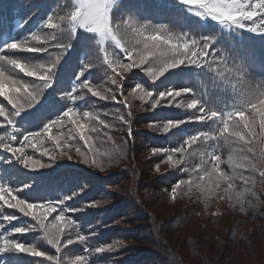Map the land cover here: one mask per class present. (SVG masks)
I'll list each match as a JSON object with an SVG mask.
<instances>
[{"label": "snow or ice", "instance_id": "snow-or-ice-1", "mask_svg": "<svg viewBox=\"0 0 264 264\" xmlns=\"http://www.w3.org/2000/svg\"><path fill=\"white\" fill-rule=\"evenodd\" d=\"M32 4L35 11L24 22L44 9L37 28L22 38L0 41V264H14L10 256L14 253L42 257L38 264H66L64 250L88 244L89 237L77 230L81 217L70 215L78 209L67 203L79 192L50 196L43 189L46 174L39 170L52 168L58 158L71 160L72 151L83 163L103 170L99 157L112 154L94 150L90 133L102 131L113 141L110 130L117 125L89 110V98L116 101V92L123 95L125 74L132 69H139L147 81L136 82L129 95L153 110L169 106L187 112L186 119H169L156 126L165 134L173 129L184 134L175 147L153 149L154 154L163 153L170 169L188 177L172 187L173 198L178 190L195 188L205 200L227 199L243 210L247 195L255 193L238 188L237 181L255 184L246 171H259L264 178V77L252 78L250 57L242 46L226 47L235 36L243 40L245 32L264 40V0H156L158 9L176 13L159 20L125 0H70L67 6L50 10L46 0H32ZM98 64L104 69L103 84L94 80ZM172 78L185 83L195 78L196 84L176 87ZM157 81L167 86L154 94L150 88H159ZM212 90L228 93L231 102L221 106L220 96L211 98ZM126 101L127 97L119 103ZM114 115L129 125L130 134V121L119 112ZM189 124H198L201 130L189 132ZM237 143L243 147L232 148L223 160L220 149ZM197 155L199 163L189 164ZM17 171L26 177L22 187L5 178ZM7 209L30 220L13 225L20 217ZM27 233H38L37 239L56 254L20 238ZM115 248L114 244L86 246L68 264H90L93 251Z\"/></svg>", "mask_w": 264, "mask_h": 264}, {"label": "trees", "instance_id": "trees-1", "mask_svg": "<svg viewBox=\"0 0 264 264\" xmlns=\"http://www.w3.org/2000/svg\"><path fill=\"white\" fill-rule=\"evenodd\" d=\"M69 3L70 0H46V7L50 10L58 5L65 7ZM30 4L32 0H0V41L22 38L37 28L45 10L41 9L25 23L24 21L32 13ZM244 34L246 38L242 41H247L251 34L246 32ZM234 38L230 43L236 45ZM83 47V44L78 47L72 63L76 62V56ZM250 49L252 51L248 50L251 61L249 70L252 78H262L264 77V41ZM93 71L97 73L94 80L103 84V67L98 64V68ZM145 81L147 78L139 69H132L125 74L124 93L121 95L116 92V101L89 98L91 105L89 110L100 112L102 119L117 125L110 130V134L114 137L113 141H108L102 131L99 134L90 133L93 136L94 150L99 148L101 152L112 154L111 158L99 157L104 161L103 170L83 163L82 158L75 151L69 153L72 156L71 160L58 158L52 168L40 170L46 174L48 183L43 185V189L50 196L53 193L79 192L74 201L67 203L78 209L70 215L73 219L81 217L77 221L79 224L77 230L80 234L88 236L89 241L87 245L75 244L69 246L71 250H64L63 257L66 264L74 255L83 254L86 246L94 249L108 244H114L115 250L104 253L93 251L89 256L90 264H264V178L259 176V171H246L244 174L251 175L255 184L243 185L242 182L237 181L238 188L248 187L255 193V196L247 195L243 210L240 204L227 199L205 200L195 188L191 192L186 188L178 190L174 199L172 187L180 179L188 177L179 170L170 169L163 153L154 154L153 149L175 147L184 138V134L176 129L165 134L158 131L156 126L166 123L169 119H186L187 112L169 106H158L153 110L150 104L144 103L134 95H129L136 82ZM180 81L184 86L196 84L195 78L189 79L187 83L172 78V84ZM150 83L147 82L145 86ZM205 83L211 89L210 83L206 80ZM156 85H160V82L157 81ZM165 86L167 85L156 88L153 85L150 90H154L155 94V91L164 90ZM177 86L180 87L179 84ZM111 87L115 91L114 86ZM217 96L221 97V106L231 102L228 93L212 90L211 98L215 100ZM125 97H127L126 104H120L119 101ZM105 111L107 115H104ZM117 112L130 121V134L129 125L119 121L114 115ZM187 130L195 132L201 130V126L189 124ZM118 134H121L119 138H117ZM45 146L51 148L50 144L46 143ZM242 147L243 145L239 143L232 145L231 148L222 147L220 149L222 159H227L232 148L239 150ZM31 151L29 149V152ZM82 151H86L83 146ZM36 156L39 157V153H36ZM91 156L90 153L89 158ZM142 158L148 168V175L143 171V166H138ZM43 159L48 162L47 157ZM199 159L197 155L189 160V164H198ZM221 166L226 171H230L226 164ZM5 178L18 187H22L21 181H26V177L19 171L15 172L14 176L8 175ZM122 182L126 183L121 186ZM55 183L62 186L57 188ZM81 188H84V191L81 192ZM116 194L120 197H116ZM160 196L167 199L170 204L184 208L180 216L162 225L156 220L155 212L147 206L148 202ZM87 202L95 205L96 208L92 213L100 217V221L94 225L88 224L87 215L90 212L84 211L83 205ZM139 205L146 207L141 219H138L140 228L133 230L128 225L122 226L124 216L117 215L125 213L126 210L140 214ZM6 211L20 217L18 221L12 222L13 225L30 220L22 217V214L16 210ZM152 221H156L157 225L146 226ZM38 236V233H27L20 238L24 241L37 242L40 250L55 255L56 250L46 242L38 240ZM127 239L131 242L127 243ZM10 256L14 264H38L43 261L42 257H32L24 253H14Z\"/></svg>", "mask_w": 264, "mask_h": 264}, {"label": "rangeland", "instance_id": "rangeland-1", "mask_svg": "<svg viewBox=\"0 0 264 264\" xmlns=\"http://www.w3.org/2000/svg\"><path fill=\"white\" fill-rule=\"evenodd\" d=\"M143 14L144 11L140 10ZM36 54H27V56L29 58H31L32 56H34ZM2 99V98H0ZM121 134L117 135V138H119ZM63 159H66L63 158ZM145 161L144 159H140L138 166H143V171L148 175V168L145 166ZM40 171V170H39ZM153 176H150V178ZM126 182H122L121 186H123ZM55 186L57 188H60L62 185L61 184H56ZM144 186V185H142ZM116 197H120L118 194L115 195ZM147 206H149L156 214L157 219L159 220V224H164L167 223L168 221L172 220L173 218H175L176 216H180L181 212L184 210V208L180 205H176V204H170L168 202L167 199H165L164 197L160 196V197H156L154 198L152 201L147 203ZM84 207V211H89L90 214L92 215H87L88 216V224H92L94 225L97 221H100V217H96L93 213L92 210L95 207V205H91L90 203H85L83 205ZM140 209H141V213L140 214H136L135 212H131L130 210H126L125 213L117 215V216H124V219L122 221V226L128 225L130 228H132L133 230L135 229H139L140 227L138 226V224H140V222L138 221V219H141V214L143 213V211L146 209V207L144 205H139ZM115 217V216H114ZM152 224L154 226L157 225L156 221H152V223H147L146 226L151 227ZM131 241L127 239V243H130Z\"/></svg>", "mask_w": 264, "mask_h": 264}]
</instances>
